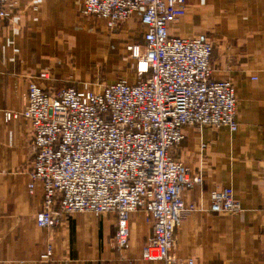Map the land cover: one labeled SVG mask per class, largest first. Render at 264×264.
<instances>
[{
	"label": "crops",
	"instance_id": "0c3cea01",
	"mask_svg": "<svg viewBox=\"0 0 264 264\" xmlns=\"http://www.w3.org/2000/svg\"><path fill=\"white\" fill-rule=\"evenodd\" d=\"M83 4L10 0L0 20V264H162L143 258L152 224L142 210L131 215L125 249L115 243L114 212H76L52 228L38 226L44 187L37 181L29 192L33 129L22 116L5 119L6 110L22 111L31 82L46 91H100L139 80L128 46L144 43L140 17L110 29L106 20L84 15ZM186 10L169 32L212 41V78L233 81L239 126H186L172 150L204 176L183 192L196 209L177 227L175 264H264V0H188ZM45 70L48 77L41 76ZM223 186L233 187L241 214L210 210L213 190Z\"/></svg>",
	"mask_w": 264,
	"mask_h": 264
},
{
	"label": "built area",
	"instance_id": "2783aa9c",
	"mask_svg": "<svg viewBox=\"0 0 264 264\" xmlns=\"http://www.w3.org/2000/svg\"><path fill=\"white\" fill-rule=\"evenodd\" d=\"M10 0H0V20ZM188 0H84L82 13L115 29L138 15L144 43L128 46L139 80L106 84L100 91L64 87L46 91L31 82L21 112L33 129L29 192L44 187L38 226L54 227L76 212L118 216L115 243H129V220L142 210L151 220L143 258L175 264L177 227L196 209L186 204V186L204 176L172 155L186 126L238 129L237 96L231 79L212 78L213 43L205 35H171L169 25L186 14ZM41 76L48 77L45 70ZM210 210L239 215L232 186L213 190ZM51 253L49 247L48 256ZM193 264V260H189Z\"/></svg>",
	"mask_w": 264,
	"mask_h": 264
},
{
	"label": "rangeland",
	"instance_id": "374dc122",
	"mask_svg": "<svg viewBox=\"0 0 264 264\" xmlns=\"http://www.w3.org/2000/svg\"><path fill=\"white\" fill-rule=\"evenodd\" d=\"M90 63H92V57H91V59H90Z\"/></svg>",
	"mask_w": 264,
	"mask_h": 264
}]
</instances>
